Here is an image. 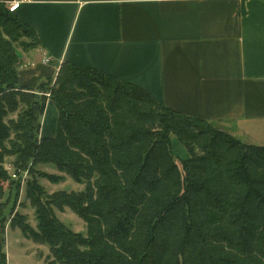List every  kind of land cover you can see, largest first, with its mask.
Listing matches in <instances>:
<instances>
[{
	"label": "trees",
	"instance_id": "obj_1",
	"mask_svg": "<svg viewBox=\"0 0 264 264\" xmlns=\"http://www.w3.org/2000/svg\"><path fill=\"white\" fill-rule=\"evenodd\" d=\"M19 35L39 44L33 29L0 3V148L6 108L19 97L27 108L12 127L26 148L22 156L86 183L83 191L52 198L85 221L84 234L59 222L28 190L37 229L15 225L48 245V264H178L179 254L181 264H264V146L166 108L98 69L64 62L53 86L46 79L21 85L12 45ZM36 86L50 92L57 109L53 138L38 137L36 114H43L47 98L37 97ZM171 135L188 153L184 176ZM2 207L0 264H6Z\"/></svg>",
	"mask_w": 264,
	"mask_h": 264
},
{
	"label": "crops",
	"instance_id": "obj_2",
	"mask_svg": "<svg viewBox=\"0 0 264 264\" xmlns=\"http://www.w3.org/2000/svg\"><path fill=\"white\" fill-rule=\"evenodd\" d=\"M16 14L39 41L17 67L21 85L53 78L65 62L236 138L264 131V0H30ZM42 117L39 137L53 138L50 98Z\"/></svg>",
	"mask_w": 264,
	"mask_h": 264
},
{
	"label": "rangeland",
	"instance_id": "obj_3",
	"mask_svg": "<svg viewBox=\"0 0 264 264\" xmlns=\"http://www.w3.org/2000/svg\"><path fill=\"white\" fill-rule=\"evenodd\" d=\"M32 39L33 37L26 38L25 36L19 35L17 42H13L12 45L19 59V65L22 61L24 63L28 58H32L31 56L28 57V55L39 47V44L33 42ZM21 42L29 43L28 48L21 46ZM56 74L50 80L47 78L43 83L48 84L49 87L53 86ZM17 90L15 89V91ZM8 91L5 89L6 93ZM33 92L37 94V97H50L48 90L40 89L37 86ZM2 94L3 92L0 89V96ZM26 108L19 97H16L15 106L11 109L6 108V114L2 120L4 127L2 131L5 134V138L0 148L3 154L2 162H0V177L4 180V187L0 194V202L3 205L4 252L6 255V264H48L52 258L49 254L48 245L35 242L31 238L26 237L20 227L15 225V223L20 222L21 224H27L34 231L37 229L35 209L32 202L28 199V190L31 189L32 195L39 200L41 205L48 208L59 222L69 227L73 232L84 234L86 231L85 221L78 217L68 206L55 205L52 198L54 194L61 191L64 193H78L79 191H83L86 183L84 179H78L80 181L74 180L69 174L59 171L54 164L49 162L34 163L30 157L22 156L26 148L23 143L15 139L18 131H15L12 125L17 126L21 123L20 119L23 117L22 115ZM36 115H38V122L41 123L43 133L45 132L42 124L43 117L41 118L42 115L40 116L39 114ZM211 125L227 131L217 123ZM263 134L264 131L260 128L255 131V135L252 137L247 138L245 136L237 138L243 142L250 141L258 145H264ZM38 137L35 140L36 143L40 141ZM171 152L174 163L184 176L183 161L189 159L188 153L173 135H171ZM52 177L58 178L55 180ZM31 183L37 186V191L32 188ZM177 262L178 264L182 263L180 254L177 257Z\"/></svg>",
	"mask_w": 264,
	"mask_h": 264
},
{
	"label": "built area",
	"instance_id": "obj_4",
	"mask_svg": "<svg viewBox=\"0 0 264 264\" xmlns=\"http://www.w3.org/2000/svg\"><path fill=\"white\" fill-rule=\"evenodd\" d=\"M28 1L30 0H0V3H3L9 12L16 13L20 5ZM43 62H48V59L45 58Z\"/></svg>",
	"mask_w": 264,
	"mask_h": 264
}]
</instances>
